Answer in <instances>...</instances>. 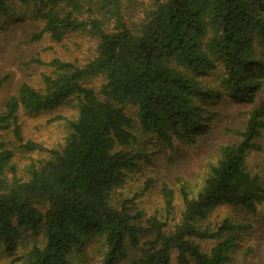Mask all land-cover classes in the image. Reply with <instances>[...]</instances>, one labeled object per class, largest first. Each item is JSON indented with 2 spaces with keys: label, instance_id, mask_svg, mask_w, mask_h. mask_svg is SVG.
I'll return each mask as SVG.
<instances>
[{
  "label": "trees",
  "instance_id": "16d2710c",
  "mask_svg": "<svg viewBox=\"0 0 264 264\" xmlns=\"http://www.w3.org/2000/svg\"><path fill=\"white\" fill-rule=\"evenodd\" d=\"M138 1L140 16L127 20L126 7ZM31 6L42 22L32 42L82 33L97 42V54L85 66L43 64L51 72L42 75V88L22 84L0 112V132L30 153L45 150L24 140L21 114L52 112L71 100L77 107L64 147L30 164L26 180L12 164L10 143L0 140V256L16 264H75V252L99 238L102 264H231L237 234L251 226L200 224L220 205L254 216L264 204V182L247 163L262 150L256 141L264 99L236 133L240 142L220 149L199 193L181 187L183 211L173 231L133 213L126 181L146 152L142 139L155 135L173 149L208 131L215 116L201 100L226 94L254 103L264 79V0H0V20ZM220 67L216 88L199 80ZM95 79L103 81L98 92L88 85ZM163 196L170 213L174 192L164 185ZM196 240L212 248L205 252Z\"/></svg>",
  "mask_w": 264,
  "mask_h": 264
},
{
  "label": "rangeland",
  "instance_id": "374dc122",
  "mask_svg": "<svg viewBox=\"0 0 264 264\" xmlns=\"http://www.w3.org/2000/svg\"><path fill=\"white\" fill-rule=\"evenodd\" d=\"M140 3L138 1L129 8L126 7L127 20L132 21L140 16V10H137ZM41 29L42 22L37 19L32 6L18 9L12 17L0 20V112L5 102L16 94L22 84L35 89L42 88V75L51 72L43 64L59 59L85 66L96 57L97 42L82 33L69 34L60 43L53 42L48 35L41 41L32 42L31 39ZM223 74L224 70L220 67L214 73L200 75L199 80L216 88L219 77ZM262 80L263 84L254 103L226 94L220 101L201 100L200 103L213 112L215 118L209 121L207 132L200 131L195 144L177 142L173 149H167L155 135L140 141L143 152H146L138 162V168L130 172L125 192L126 198L133 199L134 214L142 212L144 219L157 218L167 224V231L174 230L183 211L181 187H186L190 196H196L203 187L210 167L216 164L220 149L240 142L236 133L243 129L249 113L264 99V79ZM102 84L101 79L88 83L96 92ZM76 108V102L71 100L52 112L21 114L24 140L40 145L45 150L42 152L27 153L19 148L10 132H0V140L9 142V148L14 152L12 164L19 178L26 180L30 164L47 159L50 151L64 147L69 134L68 122L76 117ZM256 142L262 150L252 152L247 163L250 173L264 182V131ZM164 185L174 192V204L170 213L165 209ZM147 186L150 188L147 189ZM227 219L239 225L251 226L249 230L237 234L231 264H264V204L254 216L247 214L240 206L220 205L200 227L213 229ZM25 235L22 234L23 237ZM24 242L28 248L32 245L31 242ZM195 242L205 252L212 248L210 241ZM102 244L99 238L86 241L75 252V264H102ZM0 264L16 263L0 256Z\"/></svg>",
  "mask_w": 264,
  "mask_h": 264
}]
</instances>
